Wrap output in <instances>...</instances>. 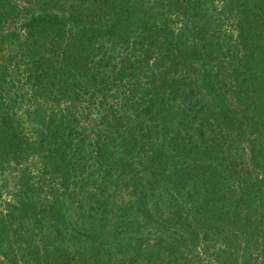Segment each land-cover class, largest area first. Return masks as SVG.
<instances>
[{
    "label": "trees",
    "instance_id": "1",
    "mask_svg": "<svg viewBox=\"0 0 264 264\" xmlns=\"http://www.w3.org/2000/svg\"><path fill=\"white\" fill-rule=\"evenodd\" d=\"M66 8L25 23L33 53L45 52L44 75L56 76L59 63L56 106L38 107L44 90L30 108L0 90V174L11 167L4 162L39 165L32 175L20 168L24 187L0 215V264H264V222L250 224L264 213V0H67ZM85 98V116L99 117L94 142L73 124L83 115L60 106ZM246 134L250 172L232 156ZM120 168L131 198L114 208ZM128 214L147 221L154 244L144 245ZM125 231L132 236L121 241Z\"/></svg>",
    "mask_w": 264,
    "mask_h": 264
},
{
    "label": "rangeland",
    "instance_id": "2",
    "mask_svg": "<svg viewBox=\"0 0 264 264\" xmlns=\"http://www.w3.org/2000/svg\"><path fill=\"white\" fill-rule=\"evenodd\" d=\"M66 6H67V0H0V90H2V92H6L5 98L6 97L9 98L10 96L21 98L19 94H22L23 95L22 99L24 101L26 108H30L33 103L30 102L33 92L36 91L39 94H41L42 91L44 90V97H45L44 99L45 100L47 99L48 102L36 103L38 107L44 109L47 107L56 106L57 103L55 101V96H54L55 91H51L50 88L55 90L53 81H55L54 78H58L59 63L55 61L54 64L57 66V68H55V71L57 72L56 76L44 75L43 69L39 62H42L43 57L46 56L45 52H43V50L41 49L33 53V50L35 48L31 43H29V39H28L29 34H28V30L25 27V23L30 18L31 14L39 13V12L48 11L53 14L67 15L65 11L67 10ZM47 56H51V55L47 54ZM29 59L34 60L32 61V63L37 65L36 69H33L34 68L33 64L32 65L30 64L31 61ZM36 72L40 76V79L38 81L34 78V76H36ZM15 82H16V86L14 89L11 87V84L13 83L14 85ZM231 82L234 81L231 80ZM231 82L229 80L226 81V87H223L222 92L227 99V103L232 109L233 106H235L238 102H236L235 96L233 95L236 92V90L235 88H231ZM79 92L82 93L83 89H80ZM89 105L90 103L88 102L87 98H85L84 101H80V102L68 100V99H61L60 102L61 107L69 108V110L76 113V115L77 114L83 115L81 117L77 116L79 119L77 120V123L76 120H74L73 124L78 126L77 127L78 130H80L81 128H88V133L92 134L90 138L94 142L95 141L94 139L96 138L97 135L96 131L95 132H90V131L95 127L97 128V130H101V129L100 128L98 129L97 122L99 120V117L98 119L97 118L95 119L93 118V116H85V114L89 113L88 112ZM17 116L15 115V118H18L22 122L23 131L25 132L26 130L27 133L31 134V139H36L37 136L35 132H33V127L35 124L29 122L23 110H19ZM249 135L250 134H246L242 137L240 135L238 137L237 140L241 138V142L239 143L241 144L242 152L238 150L235 156L234 154L232 155L235 158V162H237V167L240 169H245L244 171L247 172L248 171L250 172L251 170L255 169L250 160ZM0 142H2L1 139ZM2 144L4 143L2 142L0 146ZM240 153L242 157L240 158L241 160H238L236 157ZM9 156L6 159H10L11 157ZM33 161H34L33 157L26 158L25 161L21 162V166L20 165H17L18 167L16 166L17 168L15 167L16 164L14 161L4 162V163H8L9 166L11 167L7 169L8 171L4 175L0 174L1 175L0 176V215L1 216L6 214L9 203L14 204L17 202L19 191H21L22 187H24V185L21 184L22 173L20 168H23L24 166L28 167L27 170L29 171L27 174L30 175H32L33 173L37 172V170H39L38 169L39 165H37V167H34L32 164ZM120 173H122L121 168L120 171L114 172V176H113L114 180L111 182V187H110V193L112 194V196H110L112 197L110 198V200L113 201L112 205L114 206V208L122 205L124 206L126 204V201H128L129 198H131V196L129 195L131 188L130 187L124 188L123 185H121V178L119 177ZM129 175L131 176L132 173H130ZM121 177L126 178L127 176L122 175ZM89 187L90 186H88V188ZM244 209L245 207H242L243 211ZM256 213H258L259 215L258 216L252 215L251 216L252 221L250 220V224H258L264 222V213L261 212L260 214V211H257ZM128 216L131 219H133L131 214H128ZM133 220L136 222L137 228L139 227L141 229L138 232L137 236H143V238L145 239L144 245L150 247V245L155 243V240L153 239L154 237L152 235H149V233L145 234L146 229L148 227L147 221L144 219H138V220L133 219ZM26 224H32L31 218L26 219ZM110 224H114L112 232L119 231L118 229L120 228L118 225L119 224L118 221L115 222L111 221ZM133 233H135V231H133ZM130 234H131L130 231H125V233L123 234L120 233V238L123 239L121 241H125V239H128L130 236H132ZM230 242L232 244L235 242V240L231 239ZM243 242L244 241L242 239V243ZM217 246L218 244L216 243L215 247L211 246L210 250L205 252L204 261L207 262L210 261L209 260L210 253ZM211 263L222 264L213 260H211ZM102 264H108V263H102Z\"/></svg>",
    "mask_w": 264,
    "mask_h": 264
}]
</instances>
